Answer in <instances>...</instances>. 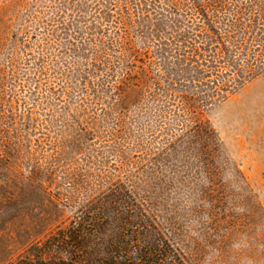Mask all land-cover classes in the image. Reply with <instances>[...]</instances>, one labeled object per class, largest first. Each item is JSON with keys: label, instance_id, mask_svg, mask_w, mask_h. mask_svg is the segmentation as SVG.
<instances>
[{"label": "rangeland", "instance_id": "1", "mask_svg": "<svg viewBox=\"0 0 264 264\" xmlns=\"http://www.w3.org/2000/svg\"><path fill=\"white\" fill-rule=\"evenodd\" d=\"M111 197L264 264V0H0V264Z\"/></svg>", "mask_w": 264, "mask_h": 264}, {"label": "trees", "instance_id": "2", "mask_svg": "<svg viewBox=\"0 0 264 264\" xmlns=\"http://www.w3.org/2000/svg\"><path fill=\"white\" fill-rule=\"evenodd\" d=\"M109 199L102 207V226L88 229L84 220L59 229L16 264H191L139 204L131 212L126 199Z\"/></svg>", "mask_w": 264, "mask_h": 264}]
</instances>
